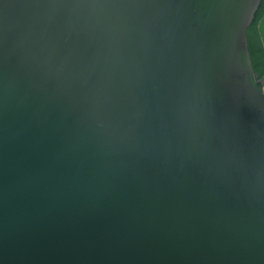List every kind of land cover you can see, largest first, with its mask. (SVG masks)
<instances>
[{"label":"water","instance_id":"95a60500","mask_svg":"<svg viewBox=\"0 0 264 264\" xmlns=\"http://www.w3.org/2000/svg\"><path fill=\"white\" fill-rule=\"evenodd\" d=\"M260 1L0 0V264H264Z\"/></svg>","mask_w":264,"mask_h":264},{"label":"trees","instance_id":"16d2710c","mask_svg":"<svg viewBox=\"0 0 264 264\" xmlns=\"http://www.w3.org/2000/svg\"><path fill=\"white\" fill-rule=\"evenodd\" d=\"M264 14V0L260 1L259 7L255 12L253 21L247 29V42L252 67L259 77L264 76V52L259 41L256 26L259 19Z\"/></svg>","mask_w":264,"mask_h":264}]
</instances>
